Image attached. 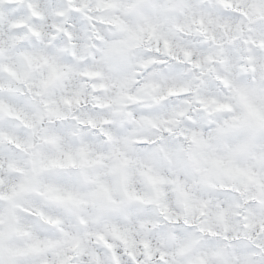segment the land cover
<instances>
[{"label":"snow or ice","instance_id":"obj_1","mask_svg":"<svg viewBox=\"0 0 264 264\" xmlns=\"http://www.w3.org/2000/svg\"><path fill=\"white\" fill-rule=\"evenodd\" d=\"M0 264H264V0H0Z\"/></svg>","mask_w":264,"mask_h":264}]
</instances>
